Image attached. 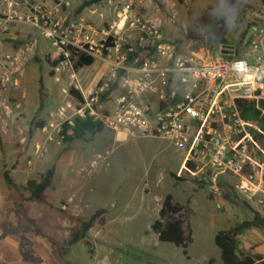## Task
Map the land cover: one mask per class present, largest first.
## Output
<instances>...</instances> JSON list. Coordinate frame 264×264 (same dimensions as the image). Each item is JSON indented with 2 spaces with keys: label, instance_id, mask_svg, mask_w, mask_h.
I'll use <instances>...</instances> for the list:
<instances>
[{
  "label": "rangeland",
  "instance_id": "374dc122",
  "mask_svg": "<svg viewBox=\"0 0 264 264\" xmlns=\"http://www.w3.org/2000/svg\"><path fill=\"white\" fill-rule=\"evenodd\" d=\"M86 2L71 0L63 11L100 34L119 29L112 43L118 39L122 49L132 46L141 57L151 54L155 40L174 44L183 54L226 50L238 57H252L255 40L264 43V0ZM5 4L0 0V8ZM127 4L138 20L119 28V12ZM31 8L21 6L18 16ZM153 21L160 22V39L142 30ZM8 23L24 27L11 30ZM61 60L42 29L0 20V230L10 235L0 244V264H33L23 255L25 239L41 256L39 264H222L214 237L239 225V251H264V195L260 203L249 200L236 189L240 180L222 168L192 176L184 149L173 140L151 134L119 139L103 128L93 139L86 133L65 142L63 125L72 120L74 127L79 119L70 88L86 94L108 78L110 66L97 59L76 68V55L68 63ZM156 97L145 94L152 102ZM259 106L264 110V99ZM262 114L252 110L247 118L264 130ZM50 168L51 186L41 199H28L31 182L41 181ZM214 185L220 197L212 193ZM167 194L184 205L176 217L188 238L187 253L160 241L152 229ZM89 221L87 235L68 247L72 233Z\"/></svg>",
  "mask_w": 264,
  "mask_h": 264
},
{
  "label": "built area",
  "instance_id": "2783aa9c",
  "mask_svg": "<svg viewBox=\"0 0 264 264\" xmlns=\"http://www.w3.org/2000/svg\"><path fill=\"white\" fill-rule=\"evenodd\" d=\"M3 1L0 20H22L42 29L61 62L86 54L110 66L108 78L84 93V101L74 98L79 119L127 136L167 137L184 149L185 167L192 176L217 174L216 169L222 168L240 180L236 189L245 197L263 201L264 130L244 116L240 105L244 99H255L258 104L264 99L262 41L253 42L252 57H238L226 50L214 55L183 54L176 45L155 40L151 54L141 57L134 55L132 46L122 49L118 39L106 44L119 29L116 34L109 30L100 34L70 19L63 7L71 0ZM23 5H32L24 18L18 16ZM119 17V28L138 20L129 4L122 7ZM159 27L160 22L153 21L142 30L160 39ZM7 58L17 59L11 54ZM146 93L156 95V101L146 99ZM187 161L195 163L193 170L187 168ZM211 189L216 197L221 196L217 185ZM217 207H222L220 201Z\"/></svg>",
  "mask_w": 264,
  "mask_h": 264
},
{
  "label": "trees",
  "instance_id": "16d2710c",
  "mask_svg": "<svg viewBox=\"0 0 264 264\" xmlns=\"http://www.w3.org/2000/svg\"><path fill=\"white\" fill-rule=\"evenodd\" d=\"M99 1L101 0H87L86 4H94ZM176 1L179 3L184 2V0ZM112 40L113 38L110 36L106 44L111 45ZM134 55H137V52H135ZM57 62L58 60L54 62V65H56ZM94 62L95 58L93 56L81 54L77 57L75 67L78 68L83 66H90ZM69 93L79 101H84L82 92L77 88H70ZM240 105L246 118L248 112L252 110L257 116H260L262 114L261 111L263 110L262 108L260 109V106L255 99L241 100ZM255 105L257 108H255ZM262 115V118L264 119V114ZM71 128H73V133L69 132ZM102 131V124H98L90 119H77L74 127H71L70 124L66 122L61 129V134L63 136V140L65 142H69L72 141L74 136L80 138L86 133L90 134L89 139H93L97 133H100ZM186 166L189 170H193L195 168V163L192 161H187ZM54 173V168H50L47 170L46 175L42 178L41 181H39L38 183L31 182V194L28 199H41L43 197L44 191L51 186ZM174 176L176 177V179L182 180V178L176 176L175 174ZM4 177L7 182L11 183L9 172L7 170L4 172ZM183 209V204L175 201L172 194H167L159 211V218L153 223L152 229L157 233L158 239L160 241L171 242L177 246H181L184 248V252L187 253L188 238L185 235L182 221L178 217H176L177 214ZM91 227V221L82 223L80 228L72 233V235L68 239V247L79 241L81 238L85 237ZM242 228L243 225H239L231 228L220 229L216 233L214 241L218 248L221 250L222 264H264V255L262 253L239 251L237 236ZM22 243L23 255L33 264L41 263V256L37 252H35L29 241L25 239Z\"/></svg>",
  "mask_w": 264,
  "mask_h": 264
},
{
  "label": "crops",
  "instance_id": "0c3cea01",
  "mask_svg": "<svg viewBox=\"0 0 264 264\" xmlns=\"http://www.w3.org/2000/svg\"><path fill=\"white\" fill-rule=\"evenodd\" d=\"M7 27L9 26V28L14 29L15 27L19 26L20 24H13V23H8L5 24ZM21 26V25H20ZM24 27V26H21ZM26 27V26H25ZM26 29V28H25ZM16 35L13 36V38L16 39ZM119 139H125L127 138V135L123 134V133H116ZM177 201V200H175ZM178 202V201H177ZM180 203V202H179ZM1 216V215H0ZM8 219V218H7ZM8 230H0V244H2L4 241H7V239H9L10 235L9 234H4V232H7ZM260 246V245H259ZM259 253H262L264 255V251H260ZM43 254V253H42Z\"/></svg>",
  "mask_w": 264,
  "mask_h": 264
},
{
  "label": "clouds",
  "instance_id": "9594fccd",
  "mask_svg": "<svg viewBox=\"0 0 264 264\" xmlns=\"http://www.w3.org/2000/svg\"><path fill=\"white\" fill-rule=\"evenodd\" d=\"M229 10V6L227 5V3H225V11L227 12Z\"/></svg>",
  "mask_w": 264,
  "mask_h": 264
}]
</instances>
